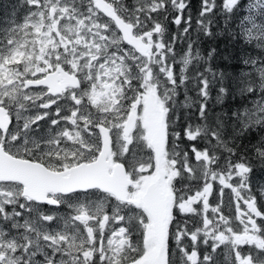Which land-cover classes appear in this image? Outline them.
Returning <instances> with one entry per match:
<instances>
[{
    "label": "snow or ice",
    "instance_id": "obj_1",
    "mask_svg": "<svg viewBox=\"0 0 264 264\" xmlns=\"http://www.w3.org/2000/svg\"><path fill=\"white\" fill-rule=\"evenodd\" d=\"M20 6L22 21L0 29V264H264L250 181L251 160L264 166V0H249L238 30L228 23L241 0H200L195 18L191 0ZM217 16L257 51L239 77L213 68L216 47L196 48L224 35ZM213 89L221 104L233 89L254 99L210 124ZM253 131L255 144L233 143Z\"/></svg>",
    "mask_w": 264,
    "mask_h": 264
},
{
    "label": "trees",
    "instance_id": "obj_2",
    "mask_svg": "<svg viewBox=\"0 0 264 264\" xmlns=\"http://www.w3.org/2000/svg\"><path fill=\"white\" fill-rule=\"evenodd\" d=\"M249 0H241V6L240 9L237 10V12L233 15V17L230 19L228 23V28L236 29L238 30V25L240 20L247 14L245 6L248 4ZM7 4H10L7 1ZM200 7V0H191V12L195 18V16L198 14L197 10ZM168 24V33L167 38L170 39L172 33L176 32V26L171 24L170 21H164ZM195 27V25H194ZM228 28L225 27V21L222 16H217L215 18V22L213 25V32H219L223 30L224 35H218L214 39H210L207 37H204L202 34L200 35V39L197 43V50L201 53L203 56H207L208 51L211 49V47H216L218 52L220 53V56H218L216 59L211 61L213 68L217 71H224L229 74L230 78L239 77L242 72L247 71L246 66L243 63V58L246 56H256L257 51L246 44H243V42H235L231 40V37L228 35ZM196 33L193 31V38L195 39ZM177 53H182L186 49L185 44H177L176 45ZM230 55L232 58L230 61H226L223 59V55ZM177 59H179V55L177 56ZM181 65L177 64L175 65V71L177 74L179 73ZM204 65L194 63L190 66V73L194 72L197 68L200 70H203ZM230 85L234 84L235 81L230 79L228 81ZM188 95L195 99H198L196 95L195 88L192 87L191 82H189V91ZM217 96V89H213L211 99L208 103V122L210 124H215L216 116L219 113L227 112L229 117L231 116V113L236 110H243L245 106L251 107V100L254 99L253 97L249 96H240L235 89L224 99V102L218 103L216 100ZM179 101L184 100V92L181 90L180 96L178 97ZM198 108V105L196 106ZM186 111H192V109H186ZM195 115V114H194ZM223 119H227V117H222ZM196 123H200V121L197 119L195 121ZM229 124H231V121H229ZM228 132H231V127L227 129ZM258 139V132L253 131L250 135H248L245 138L238 139L234 141V144H248L249 141H251L253 144L256 143V140ZM242 152L243 149H240ZM219 154L223 158L224 156H227V153H224L222 150H218ZM249 155H252L251 152L248 153ZM194 162V157H193ZM251 163L253 165V171L250 174V181L252 185V191L253 194L257 197L258 203H261L260 200V189L261 186H264V166L261 165V162L258 159L251 160ZM218 186L217 183L214 182V194L213 196H210V203L213 202L214 198L217 195ZM234 216L235 210L232 207L230 208L229 212ZM223 246H221L222 253ZM219 264H224V256L221 254L218 257Z\"/></svg>",
    "mask_w": 264,
    "mask_h": 264
},
{
    "label": "rangeland",
    "instance_id": "obj_3",
    "mask_svg": "<svg viewBox=\"0 0 264 264\" xmlns=\"http://www.w3.org/2000/svg\"><path fill=\"white\" fill-rule=\"evenodd\" d=\"M7 1L10 4H7ZM125 2L129 5H131L133 3V0H125ZM20 5H21V0H0V29L8 27L9 22L13 19H15L16 22L22 21L23 16H24L25 11H26V7H21ZM125 47H127V46L125 45ZM41 111H43V110H41ZM40 123L45 124L44 121H41ZM216 183L218 186V191H217L216 197L214 198L213 202L211 203L213 206H215L217 203H220V201H221V196H220L221 185H219L218 182H216ZM260 195H261V193H260ZM210 199L211 198L209 197V200ZM223 200L225 202L232 200V193H231L230 188L224 189ZM261 203H264V201H261ZM232 205H233V208L235 210V203L233 202ZM229 210H230V208L224 207V212H229ZM59 211L61 213H63L66 211V209L60 208Z\"/></svg>",
    "mask_w": 264,
    "mask_h": 264
},
{
    "label": "water",
    "instance_id": "obj_4",
    "mask_svg": "<svg viewBox=\"0 0 264 264\" xmlns=\"http://www.w3.org/2000/svg\"><path fill=\"white\" fill-rule=\"evenodd\" d=\"M127 46V45H126Z\"/></svg>",
    "mask_w": 264,
    "mask_h": 264
}]
</instances>
